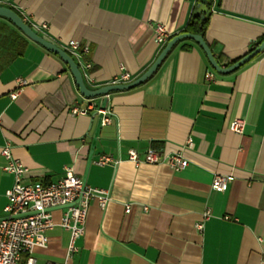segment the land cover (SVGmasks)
I'll return each instance as SVG.
<instances>
[{
  "label": "crops",
  "instance_id": "crops-1",
  "mask_svg": "<svg viewBox=\"0 0 264 264\" xmlns=\"http://www.w3.org/2000/svg\"><path fill=\"white\" fill-rule=\"evenodd\" d=\"M218 1L210 7L204 0L0 5L14 6L63 48L87 45V52L73 57L86 84L98 88L124 71L134 79L153 63L166 44L157 43L159 23L174 35L195 15L208 16L204 37L221 64L249 52L264 37V0ZM106 96L111 121L98 126L103 96H84L60 56L0 17V218L15 180L4 169L7 143L28 168L26 182L57 181L73 166L87 185L111 195L105 207L90 202L72 256L70 230L56 225L47 232L48 245L23 252L19 264L29 255L35 264H264V51L220 73L202 46L185 38L144 82ZM235 118L245 120L242 132L231 129ZM189 137L193 145L184 149ZM151 147L181 151L189 163L174 169L128 159L130 149L144 153ZM101 155L120 161L99 164ZM215 174L231 175L225 190L212 187ZM62 212L53 210L56 221Z\"/></svg>",
  "mask_w": 264,
  "mask_h": 264
},
{
  "label": "built area",
  "instance_id": "built-area-1",
  "mask_svg": "<svg viewBox=\"0 0 264 264\" xmlns=\"http://www.w3.org/2000/svg\"><path fill=\"white\" fill-rule=\"evenodd\" d=\"M43 27H46V24H43ZM171 35L164 24L156 25V39L159 45L163 46ZM65 49L70 51L73 56L81 57L89 48L87 45L81 47L78 42H71ZM85 64L90 65L89 62ZM208 75L211 76L212 73H208ZM132 79V74L124 71L113 82H128ZM19 81L21 84L25 83L23 78H20ZM16 94L13 92L12 96L15 97ZM73 111L87 112V110L78 107H74ZM100 111L103 114L102 123H109L111 121L110 112L106 109H100ZM244 126L245 120L243 118H235L230 125L231 129L236 132H242ZM192 145V139L189 137L183 148H190ZM2 153L8 160L4 169L12 173L15 180L6 191L8 198L4 207L6 215L0 218V264H19L23 252L30 254L37 246L46 247L48 245L47 232L56 225L70 230L67 256H72L77 250L75 244L77 238L85 233L90 202L96 199L102 207H105L111 199L110 191L103 187L83 185L81 177L76 173L73 166H66L64 175L57 181L26 182L25 173L28 168L20 159L13 156L9 143L2 148ZM128 159L135 164L141 162L166 163L174 169H182L189 163L181 151L163 153L153 147L148 148L144 153L130 149ZM119 161L110 155H101L98 159L99 164ZM230 179L231 175L215 174L212 187L225 190ZM57 208L63 209L59 221H56L53 215V210ZM126 210H130V204L126 205ZM197 226L202 229L203 224L199 223ZM26 264H35V258L29 255Z\"/></svg>",
  "mask_w": 264,
  "mask_h": 264
},
{
  "label": "water",
  "instance_id": "water-1",
  "mask_svg": "<svg viewBox=\"0 0 264 264\" xmlns=\"http://www.w3.org/2000/svg\"><path fill=\"white\" fill-rule=\"evenodd\" d=\"M0 17H4L11 21L20 31H22L27 37L31 38L32 40L38 42L39 44L43 45L48 50L56 53L58 56H60L68 65L70 68L75 80L76 84L79 87V90L81 93L86 97H99L103 96V102L102 107L104 109L107 101V94L114 90L119 89H128L135 87L142 82H144L146 79H148L160 66L164 58L167 56V54L170 52V50L177 44L180 40L185 38H190L198 42L204 51L206 52L210 63L212 64L213 68L220 72V73H229L240 66L244 65L248 61H250L252 58L260 54L264 51V39L259 42L255 48L240 58H238L236 61L229 65L221 64L217 57L215 56L211 46L205 39L203 34L200 33H193V32H179L177 34L172 35L168 41L166 42L165 46L161 50V52L158 54L157 58L153 61V63L138 77L128 81V82H113L109 84H105L103 86H100L98 88H90L84 79V74L79 66V63L77 60L73 57L72 54H70L65 48L58 45L56 42H53L40 34L37 30H35L26 20L25 18L19 14L15 9H13L11 6L8 5H0ZM103 118V114L100 115L98 126L101 125ZM95 145V140L92 145L91 154L89 156V161L92 160V153ZM83 185L86 184V178L83 180Z\"/></svg>",
  "mask_w": 264,
  "mask_h": 264
},
{
  "label": "trees",
  "instance_id": "trees-1",
  "mask_svg": "<svg viewBox=\"0 0 264 264\" xmlns=\"http://www.w3.org/2000/svg\"><path fill=\"white\" fill-rule=\"evenodd\" d=\"M221 0L218 1V4L220 3ZM212 4V0H208V5L209 7ZM10 6V5H8ZM13 9H15L19 14L22 15V13L16 9L14 6H11ZM23 16V15H22ZM24 17V16H23ZM208 16L205 17H201L200 15H195L192 20H190L187 25L184 27V29L181 32H193V33H200V34H205V31L207 29L208 26ZM30 25L31 23L29 21H27ZM172 36V35H171ZM16 37L20 39V41L22 42V44L24 45L25 43H27V40L25 39L24 36L17 34L16 33ZM264 39V37H262L261 39L257 40L254 44L253 47H251L250 51L253 50L255 48V46L261 42ZM70 54H72L70 51H68ZM73 55V54H72ZM238 58L236 59H232L230 61L227 62L226 65H229L231 63H233L234 61H236Z\"/></svg>",
  "mask_w": 264,
  "mask_h": 264
},
{
  "label": "rangeland",
  "instance_id": "rangeland-1",
  "mask_svg": "<svg viewBox=\"0 0 264 264\" xmlns=\"http://www.w3.org/2000/svg\"><path fill=\"white\" fill-rule=\"evenodd\" d=\"M204 1H205V3H206V7H207L208 0H204Z\"/></svg>",
  "mask_w": 264,
  "mask_h": 264
}]
</instances>
